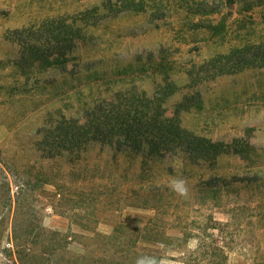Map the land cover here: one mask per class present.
I'll return each mask as SVG.
<instances>
[{"label":"rangeland","instance_id":"obj_1","mask_svg":"<svg viewBox=\"0 0 264 264\" xmlns=\"http://www.w3.org/2000/svg\"><path fill=\"white\" fill-rule=\"evenodd\" d=\"M134 1L135 11L119 4L121 13L104 18L63 69L23 74L13 67L12 30L101 0H0V264H135L147 254L222 264L215 248L226 264H264V0ZM163 49L180 86L190 73L258 60L206 78L204 110L182 117L187 132L250 144L251 157L206 162L187 148L143 167L120 141L91 145L79 160L66 149L50 157L43 129L83 120L118 90L154 95L160 75L138 68ZM220 176L213 195L206 181ZM173 179L186 180V197L169 188ZM146 226L169 239L139 243L135 232Z\"/></svg>","mask_w":264,"mask_h":264},{"label":"trees","instance_id":"obj_2","mask_svg":"<svg viewBox=\"0 0 264 264\" xmlns=\"http://www.w3.org/2000/svg\"><path fill=\"white\" fill-rule=\"evenodd\" d=\"M117 2L101 0L100 4L86 7L78 14L51 16L38 23L12 30L10 38L19 46V59L13 67L22 69L23 74L28 72L24 67H36L39 70L63 69L70 61L73 51L80 45L91 43L96 35L95 31L100 29L105 19L112 14L114 16L121 13L119 4H123L129 11H135L138 6L134 0ZM162 52L165 55L160 58L148 56L138 68L140 72L150 70L160 75L161 80L154 95L142 94L135 88L118 90L111 98L100 100L94 109L87 111L83 120L63 119L55 127L43 129L42 142L48 144L47 152L50 157L62 155L66 149L79 160L91 145L112 147L118 141L131 161L141 157L143 167L149 166L153 160L167 157L173 151L182 152L187 148L206 162H216L226 155H239L244 159L251 157L253 151L250 144L235 140H212L187 132L183 127L182 117L190 112L204 110L205 102L200 86L206 78L213 80L235 68L242 70L245 65L258 64V60L243 59L235 64L223 65L216 71L213 66L208 69L205 77L200 76L199 72L190 73L187 84L180 86L171 74L168 50L163 49ZM217 61L216 59L215 62ZM260 66L264 67V64L261 62ZM127 71L123 70L122 73L126 74ZM193 74H196V78ZM169 106L172 107L171 112ZM220 179L221 176L206 181L205 187L213 195L219 192L217 183ZM146 230L148 231L147 226L140 229V232H135L139 243H165L169 239L164 232H144ZM213 253L222 264H226L227 256L222 249L215 248ZM129 254L130 252L126 254V258H129Z\"/></svg>","mask_w":264,"mask_h":264},{"label":"clouds","instance_id":"obj_3","mask_svg":"<svg viewBox=\"0 0 264 264\" xmlns=\"http://www.w3.org/2000/svg\"><path fill=\"white\" fill-rule=\"evenodd\" d=\"M169 188L181 197L188 195V184L184 179H173L169 183ZM135 264H164V257L160 256H138Z\"/></svg>","mask_w":264,"mask_h":264}]
</instances>
